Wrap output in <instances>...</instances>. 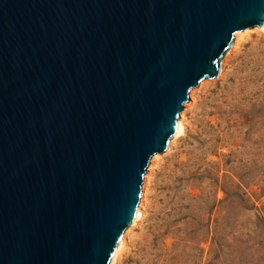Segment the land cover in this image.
I'll return each mask as SVG.
<instances>
[{"label":"water","instance_id":"95a60500","mask_svg":"<svg viewBox=\"0 0 264 264\" xmlns=\"http://www.w3.org/2000/svg\"><path fill=\"white\" fill-rule=\"evenodd\" d=\"M264 0H0V264H111L190 91Z\"/></svg>","mask_w":264,"mask_h":264},{"label":"rangeland","instance_id":"374dc122","mask_svg":"<svg viewBox=\"0 0 264 264\" xmlns=\"http://www.w3.org/2000/svg\"><path fill=\"white\" fill-rule=\"evenodd\" d=\"M246 30L219 76L191 89L184 132L152 158L116 264H264V30Z\"/></svg>","mask_w":264,"mask_h":264},{"label":"bare ground","instance_id":"6f19581e","mask_svg":"<svg viewBox=\"0 0 264 264\" xmlns=\"http://www.w3.org/2000/svg\"><path fill=\"white\" fill-rule=\"evenodd\" d=\"M262 30H264V26L262 27ZM249 33H250L249 30H246V31L243 32L244 35L245 34L249 35ZM243 34L238 31V33L236 34L237 41L239 40L240 37L244 36ZM183 117L184 116L182 115V118H180V120H179L177 132H176V134L173 137L174 140H172L173 143L184 132L185 120H184ZM156 158H157V156H156ZM142 215H143L142 208H139L138 212H137V215H136V220H139L142 217ZM124 243H125L124 239L122 238V240H121V242H120V244H119V246H118V248H117V250L115 252V255L113 257V260H112L111 264H116L117 263L119 253L123 249Z\"/></svg>","mask_w":264,"mask_h":264},{"label":"trees","instance_id":"16d2710c","mask_svg":"<svg viewBox=\"0 0 264 264\" xmlns=\"http://www.w3.org/2000/svg\"><path fill=\"white\" fill-rule=\"evenodd\" d=\"M218 232H219V231H218V229L216 228L215 233L218 234ZM206 233H207L208 235H211V233H212V223H207V224H206ZM213 243L216 244V245L218 246V248H220V247H224V244H221V242H220V238H218V239L213 238Z\"/></svg>","mask_w":264,"mask_h":264}]
</instances>
